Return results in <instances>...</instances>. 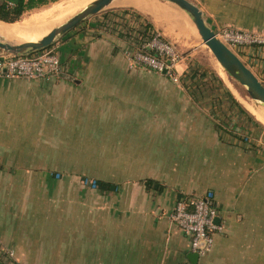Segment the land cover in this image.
Returning a JSON list of instances; mask_svg holds the SVG:
<instances>
[{"label":"crops","instance_id":"1","mask_svg":"<svg viewBox=\"0 0 264 264\" xmlns=\"http://www.w3.org/2000/svg\"><path fill=\"white\" fill-rule=\"evenodd\" d=\"M120 1L136 7L140 19L149 21L163 39L180 49L188 50L195 41L188 16L174 4L164 0ZM189 1L215 32L224 28L264 31V0ZM114 13L108 11L102 19L124 18ZM90 28L61 38L53 46L68 78L22 79L2 74L0 104L4 99H33L60 85L77 88L81 102L95 100L100 87L113 89L109 93L128 102L143 99L142 87L151 86V92L164 93L187 111L167 116L154 113L156 118L177 122L132 130V134L139 133L144 145L136 163L148 170L146 174L122 180L96 179L88 186L85 177L65 176L55 178L51 185L48 172L52 170H42L32 176L35 190L43 195L39 199L42 206L32 202L39 207L33 211L26 208L30 212L15 202L17 196H10L12 184H0V259L18 264H192L189 238L166 219V213L178 196L210 190L222 229L214 233L211 250L198 257L196 264H264V122L246 105L264 108L246 99H241L242 105L233 96L246 108V114L227 95L196 97L182 82L169 78H134L120 49L118 33L99 24ZM233 50L264 84V46ZM184 59L177 65L181 75L188 67L186 55ZM105 72L122 73L123 77L103 79ZM21 85L27 90H20ZM5 113L0 110V135L10 128V118L4 122ZM11 149L0 147V170L11 165L8 173L13 178L14 165L4 162L3 152ZM99 181L114 188H98ZM58 193L59 227L50 222V196ZM53 226L59 228L57 239H53ZM8 248L15 256L7 262L4 252ZM54 255L59 256L58 261Z\"/></svg>","mask_w":264,"mask_h":264},{"label":"rangeland","instance_id":"2","mask_svg":"<svg viewBox=\"0 0 264 264\" xmlns=\"http://www.w3.org/2000/svg\"><path fill=\"white\" fill-rule=\"evenodd\" d=\"M53 3L51 2L40 8L26 12L20 20H27L31 17L35 18L43 15ZM79 9L63 20L65 21ZM120 10H130L129 12L131 13L122 14L124 18H112L110 16L111 22L109 21L110 18H108V21L104 17L102 19V14L108 11ZM134 12H137L136 7L117 0L115 3H110L102 11L87 17L61 38H66L82 29H91L92 25L99 24L104 30L109 32L113 30L114 34L119 32L123 34L124 36L119 35L121 40L132 41L133 36L137 34V28H140L137 25L140 22L139 18L130 17V14ZM186 18L193 28L195 41L192 42L188 50L180 49L177 44H174L173 47L181 56H187L188 60L186 64L191 63L192 65L200 66L207 72V79H202L203 81L199 84L201 90L205 93L204 95L224 98L223 87L211 80L212 72L218 78H221L230 92L234 93L233 96H235L239 103L243 105L241 99L251 101L243 86L227 78L213 54L203 44L191 20L188 17ZM63 20L53 23L36 35H32L33 32H27L23 38L16 40L6 39L7 41L14 42H26L31 39L38 40L53 27L62 23ZM61 38L57 39L50 46H55L56 42ZM232 48L236 47L232 46ZM55 51L57 50L55 49ZM7 55L9 54L0 49V57ZM123 55L129 68L133 70L132 77H139L140 79H167L158 70L137 62H131L125 53ZM218 71L226 79L222 78L218 74ZM116 77L122 78L123 75L122 73L111 74L110 72L103 75V79ZM152 88L151 86L142 87L143 99L136 100V98H133L135 100L128 102H125L122 97L114 96L113 94L115 93H109L113 89L108 87H100V90L95 91L96 94L100 93L98 97L94 96L95 100L81 102V95H78L81 93L78 89L68 87L67 85L57 86L53 91H49L48 94L36 95L33 99L14 101L4 99V103L0 104V110L7 112L5 113L4 122L8 121L6 118H10L8 122L10 128H5L4 134L0 135V147L9 146L12 148L11 150L3 151L6 153L4 162H8L9 164L12 162L15 173L13 178L9 177L11 175H9L8 169L11 168V165H7L8 167L0 170V184L2 187H8L12 184L13 193L11 192L10 196H17L15 202L18 203L19 201L21 208L24 211L30 212L26 208H31L33 211V207L38 208L42 206L39 199L43 195L35 190V180L32 177L39 174L42 170L58 172L59 176L57 178L65 176L85 177L86 183L84 184L87 186L96 179L122 180L127 176L146 174L148 170L146 171V168L140 167L136 163L142 153L140 150L143 149L144 145L139 133L132 134V130L136 131L139 128L148 127L154 128L155 126H160V124L167 125V123H170L168 124L170 126L173 121L177 122L176 119L172 118H156V114L154 113H158V115L163 113L164 116H167L166 114L168 113L187 111L183 109V104L177 100L171 102L163 95L164 93L155 94L153 91L151 92ZM19 89L27 90L24 85H21ZM144 90L145 92H143ZM11 118L13 125L11 124ZM178 121L182 122V120ZM185 121L187 122V120ZM11 129H13L12 133H8ZM2 187L0 188L2 189ZM59 195L58 193L54 197L50 196L52 202L50 211L53 219L50 222L57 227H59L56 220L60 208ZM32 202H36L37 205L40 203V205L37 206L32 204ZM55 220L56 223H54ZM52 229L53 239H57L59 228L57 229L53 226ZM55 249L57 251L59 249L58 246ZM4 254V259L7 262L9 258H14L15 256L11 248H8ZM54 256L56 261H58L59 256ZM10 263L9 261L8 264Z\"/></svg>","mask_w":264,"mask_h":264},{"label":"built area","instance_id":"3","mask_svg":"<svg viewBox=\"0 0 264 264\" xmlns=\"http://www.w3.org/2000/svg\"><path fill=\"white\" fill-rule=\"evenodd\" d=\"M216 35L230 48L232 46H264V31L261 30L224 28L216 32ZM139 40L141 37L137 33L132 41H128L132 48L128 47L123 51L128 60L154 68L159 72L164 71L165 76L171 81L179 82L181 76L177 65L185 57L175 50L174 44L163 40L157 31L150 40L138 46L136 42ZM143 49L155 51L157 57L144 52ZM63 69L61 59L53 49H45L34 54H9L0 57V75L3 74L10 78L48 79ZM217 217L218 210L213 202V192L210 190L201 195H187L176 199L172 208L166 213V219L189 238L190 250L198 257L204 256L211 250L214 233L222 229L219 224L215 223Z\"/></svg>","mask_w":264,"mask_h":264},{"label":"water","instance_id":"4","mask_svg":"<svg viewBox=\"0 0 264 264\" xmlns=\"http://www.w3.org/2000/svg\"><path fill=\"white\" fill-rule=\"evenodd\" d=\"M115 0H93L85 7L69 16L65 21L53 27L36 41L14 42L0 36V49L10 55H27L52 45L57 39L74 29L87 17L102 11ZM181 9L191 20L202 42L213 54L227 76L244 87L247 96L264 108V84L253 71L242 61L237 53L224 43L205 22L200 9L189 0H164ZM5 71V70H4ZM164 72V71H163ZM218 218L215 219L217 223ZM192 264H196L198 255L188 254Z\"/></svg>","mask_w":264,"mask_h":264},{"label":"trees","instance_id":"5","mask_svg":"<svg viewBox=\"0 0 264 264\" xmlns=\"http://www.w3.org/2000/svg\"><path fill=\"white\" fill-rule=\"evenodd\" d=\"M55 1H57V0H0V21L4 22V23H13V22L19 21L26 12L31 11V10L36 9V8H40L42 6H45V5H47L51 2H55ZM129 11L130 10H120V11H113V12H115L114 14L116 15V13L117 14L118 13L119 14L131 13ZM130 15H132L135 19L139 18V20H140V22H138V24H137L140 27V28H137V33L140 35L141 40H139V42H136L137 45L139 46L142 42H146V41L150 40L151 37L153 36L154 32H156L157 30H155L149 22H146V21H143L142 19H140L141 17L139 15H137L135 12L133 14H130ZM118 35L124 36L120 32L118 33ZM125 36H127V35H125ZM160 37L163 39L161 33H160ZM121 41H122V45L120 46V49L122 51L126 50L128 47L132 48V45L126 39L121 40ZM123 41H127V42H123ZM45 49L55 50L53 48V46H47V47L42 48L40 50L31 52L29 54H34V53L43 51ZM143 50H144V52L151 54L154 57H157V53L155 51L149 50V49H143ZM61 62H62L63 67H64L63 61H61ZM65 70L66 69L64 68L63 71L59 72L57 75H55L51 78H62V77L68 78L67 72H65ZM160 73L165 76L164 72H160ZM180 76H181V79L179 82H182L184 87L191 91L190 92L191 95L196 96V97H202L205 94L199 86L201 81H203L202 79H207V72L204 69H202V67L197 66V65H192L190 63V64H188V67H187L185 73L183 75L180 74ZM211 80L213 82H216L217 85L218 84L221 85L224 89L223 93L228 96L229 101L233 104H236L240 111L247 114V111L235 100L232 93L224 85L222 80L220 78H218V76L216 74H213L212 72H211ZM176 83H178V82H176ZM260 126H262V125L260 124ZM48 173H49L48 177H49V179H51V185H53V183H54L53 181L55 178H57L59 176V173L56 171H52V172H48ZM97 185H98V188L106 189V190H112L114 188L113 184L107 183V182L99 181V182H97ZM183 196H187V195H180L177 197V199H180ZM0 264H8V263H4L0 259ZM10 264H18V263L15 261H13V262L11 261Z\"/></svg>","mask_w":264,"mask_h":264},{"label":"bare ground","instance_id":"6","mask_svg":"<svg viewBox=\"0 0 264 264\" xmlns=\"http://www.w3.org/2000/svg\"><path fill=\"white\" fill-rule=\"evenodd\" d=\"M92 1L93 0H59V1H55L53 5H51L44 12L43 15H39L35 18L31 17L27 20H22V21L20 20V21H16L13 23H4L0 21V36L7 38V39L16 40L18 38H23L24 36H26L27 32H33L32 35H36L38 33H41L43 30H45L47 27H49L53 23L63 20L68 15L73 13L75 10L79 9L80 7L82 6L85 7L88 3ZM116 1L117 0L113 2L115 3ZM29 41H36V40L31 39ZM227 78H229V76H227ZM246 106L249 107L251 112L259 120L264 122V111H262L263 109L260 110L259 108H256L251 103L250 104L247 103Z\"/></svg>","mask_w":264,"mask_h":264}]
</instances>
